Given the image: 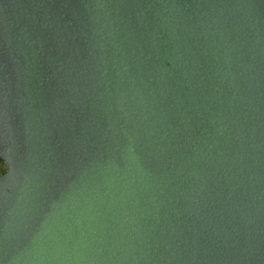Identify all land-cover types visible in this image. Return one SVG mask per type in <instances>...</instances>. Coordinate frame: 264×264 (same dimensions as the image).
Listing matches in <instances>:
<instances>
[{"label": "water", "instance_id": "1", "mask_svg": "<svg viewBox=\"0 0 264 264\" xmlns=\"http://www.w3.org/2000/svg\"><path fill=\"white\" fill-rule=\"evenodd\" d=\"M0 264H264V0H0Z\"/></svg>", "mask_w": 264, "mask_h": 264}, {"label": "rangeland", "instance_id": "2", "mask_svg": "<svg viewBox=\"0 0 264 264\" xmlns=\"http://www.w3.org/2000/svg\"><path fill=\"white\" fill-rule=\"evenodd\" d=\"M7 168L6 163H4L1 159H0V174L3 173Z\"/></svg>", "mask_w": 264, "mask_h": 264}]
</instances>
